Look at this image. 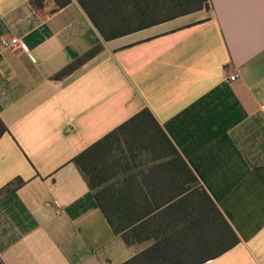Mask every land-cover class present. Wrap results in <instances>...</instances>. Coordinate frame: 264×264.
Listing matches in <instances>:
<instances>
[{"label":"crops","instance_id":"0c3cea01","mask_svg":"<svg viewBox=\"0 0 264 264\" xmlns=\"http://www.w3.org/2000/svg\"><path fill=\"white\" fill-rule=\"evenodd\" d=\"M31 1L0 0L4 264H123L146 248L114 233L73 162L145 109L241 240L204 264H264V0H209V10L109 41L76 0Z\"/></svg>","mask_w":264,"mask_h":264},{"label":"trees","instance_id":"16d2710c","mask_svg":"<svg viewBox=\"0 0 264 264\" xmlns=\"http://www.w3.org/2000/svg\"><path fill=\"white\" fill-rule=\"evenodd\" d=\"M46 0H32L41 8ZM60 9L72 0H53ZM107 41L210 9L209 0H76ZM96 46L55 75L66 78ZM8 132L0 119V140ZM73 162L128 246L146 248L123 264H204L241 243L215 201L150 110L145 109ZM154 164L149 168V164ZM161 172L163 181H161ZM160 176V178L158 177ZM24 184L9 185L15 191ZM0 264L4 262L0 258Z\"/></svg>","mask_w":264,"mask_h":264},{"label":"built area","instance_id":"2783aa9c","mask_svg":"<svg viewBox=\"0 0 264 264\" xmlns=\"http://www.w3.org/2000/svg\"><path fill=\"white\" fill-rule=\"evenodd\" d=\"M1 45H2V47L6 48V49H12V48L23 49V50L27 49L26 46L23 43H21L18 39H11V40L2 39ZM238 78H239L238 74L229 75L227 78V82L233 83V82L237 81Z\"/></svg>","mask_w":264,"mask_h":264}]
</instances>
